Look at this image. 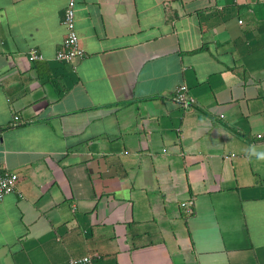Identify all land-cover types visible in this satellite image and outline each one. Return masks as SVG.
Segmentation results:
<instances>
[{"label":"crops","instance_id":"0c3cea01","mask_svg":"<svg viewBox=\"0 0 264 264\" xmlns=\"http://www.w3.org/2000/svg\"><path fill=\"white\" fill-rule=\"evenodd\" d=\"M67 1L0 0V264H264V0H75L71 64Z\"/></svg>","mask_w":264,"mask_h":264},{"label":"built area","instance_id":"2783aa9c","mask_svg":"<svg viewBox=\"0 0 264 264\" xmlns=\"http://www.w3.org/2000/svg\"><path fill=\"white\" fill-rule=\"evenodd\" d=\"M75 0H68L64 10L63 25L65 28V36L62 40L60 49L57 51L55 58L59 62L71 64L75 60L83 56V51L79 46V38L75 28ZM241 23V22H239ZM42 56L38 55L35 51H31L29 60H41ZM172 100L178 105L189 108L193 105V98L187 94L186 86H179L176 90ZM17 118H15L16 120ZM18 176L15 173L8 171L3 165L0 164V201L8 194L16 189ZM182 207L186 208L188 214L191 210L188 208L187 203H182ZM97 254L84 256L80 259H70L69 264H95L98 259Z\"/></svg>","mask_w":264,"mask_h":264},{"label":"clouds","instance_id":"9594fccd","mask_svg":"<svg viewBox=\"0 0 264 264\" xmlns=\"http://www.w3.org/2000/svg\"><path fill=\"white\" fill-rule=\"evenodd\" d=\"M249 155H255L257 159L264 160V153H256L254 149L249 150Z\"/></svg>","mask_w":264,"mask_h":264}]
</instances>
